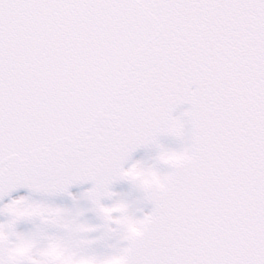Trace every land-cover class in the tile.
<instances>
[{
    "label": "snow or ice",
    "instance_id": "6c2138e0",
    "mask_svg": "<svg viewBox=\"0 0 264 264\" xmlns=\"http://www.w3.org/2000/svg\"><path fill=\"white\" fill-rule=\"evenodd\" d=\"M146 148L150 210L121 216ZM21 189L0 264H264V0H0V201Z\"/></svg>",
    "mask_w": 264,
    "mask_h": 264
},
{
    "label": "bare ground",
    "instance_id": "6f19581e",
    "mask_svg": "<svg viewBox=\"0 0 264 264\" xmlns=\"http://www.w3.org/2000/svg\"><path fill=\"white\" fill-rule=\"evenodd\" d=\"M183 108L178 109L177 114L179 113V111H182ZM169 140V139H168ZM165 146L173 148L178 150L180 148V145L177 142H173L171 140L169 141H163L162 142ZM156 156V150L155 148H151L150 150H144L140 153H138L135 157H133L132 161H130L129 163H134L135 161H140L143 165V169L144 171L142 172H137L134 173L131 181L135 182L136 178L138 179L137 183H136V188L133 189V185H131L130 183H126L123 185H118V186H114L112 191L119 193L120 196L119 198L124 200L127 204V208H118L116 209L117 212H119V214L122 216L131 213L133 216L135 217H140L143 214V211L147 212L150 210V206L146 207V203L145 201V196L146 193L149 192V189L147 190V192H144L143 188H148L149 184L156 182L157 184V180L156 177L153 176L148 170L149 169H156L161 167V163L160 161L155 159ZM140 174V176L138 175ZM147 180V183L145 184V181ZM149 180V181H148ZM155 184V185H156ZM137 185H139V187H137ZM143 187V188H142ZM85 191L84 189H76L75 191L72 192V195L74 196H78L80 192ZM22 195H27V194H22ZM21 196V195H19ZM18 196H16L15 198H17ZM14 198V199H15ZM33 199H37L35 197H33ZM69 201V199L67 197H57L54 198L53 200H51L50 202L59 205V206H63V207H68L71 206L73 207V203H71V201ZM83 201H79L78 207H80L81 209L84 208V205L82 204ZM91 222L93 224H99L100 221L94 218H91ZM90 222V223H91ZM130 233L135 236L139 234V226L137 225H130Z\"/></svg>",
    "mask_w": 264,
    "mask_h": 264
},
{
    "label": "rangeland",
    "instance_id": "374dc122",
    "mask_svg": "<svg viewBox=\"0 0 264 264\" xmlns=\"http://www.w3.org/2000/svg\"><path fill=\"white\" fill-rule=\"evenodd\" d=\"M55 253L58 254V252L54 249Z\"/></svg>",
    "mask_w": 264,
    "mask_h": 264
}]
</instances>
